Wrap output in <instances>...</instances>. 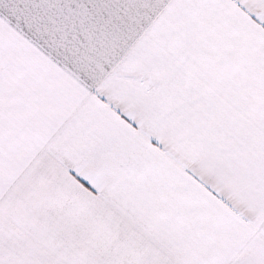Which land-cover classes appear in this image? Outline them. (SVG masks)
<instances>
[{"label": "snow or ice", "instance_id": "obj_1", "mask_svg": "<svg viewBox=\"0 0 264 264\" xmlns=\"http://www.w3.org/2000/svg\"><path fill=\"white\" fill-rule=\"evenodd\" d=\"M0 264H264V0H0Z\"/></svg>", "mask_w": 264, "mask_h": 264}]
</instances>
